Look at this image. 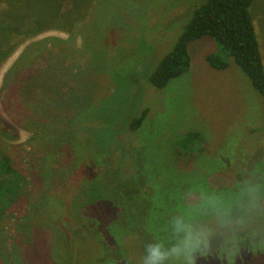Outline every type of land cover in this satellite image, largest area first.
I'll return each mask as SVG.
<instances>
[{"label":"rangeland","instance_id":"rangeland-1","mask_svg":"<svg viewBox=\"0 0 264 264\" xmlns=\"http://www.w3.org/2000/svg\"><path fill=\"white\" fill-rule=\"evenodd\" d=\"M204 1L0 0V161L17 173L0 166V264H141L201 190L227 198L264 170V99L233 59L208 62L217 42H190L189 70L165 88L147 81ZM252 17L264 64V0ZM188 132L202 152L178 150ZM211 245L197 264H264V217L217 227Z\"/></svg>","mask_w":264,"mask_h":264},{"label":"trees","instance_id":"trees-1","mask_svg":"<svg viewBox=\"0 0 264 264\" xmlns=\"http://www.w3.org/2000/svg\"><path fill=\"white\" fill-rule=\"evenodd\" d=\"M254 0H205L189 13V17L183 26L182 32L174 47L158 61L154 69L147 77V81L157 89L165 88L169 82L189 70L191 59L188 52V44L202 37H209L221 48L220 54L207 56L208 62L215 68L226 69L229 59L242 70L250 79L253 88L264 99V64L260 51L257 31L252 17ZM148 110L143 109L133 117L129 127L135 131L139 129L147 118ZM204 140L199 132H188L178 139V147L181 153L202 152ZM0 166L7 171L17 174L10 169L9 159L2 156ZM97 175L96 173H94ZM132 198L127 200L135 202L142 198L143 191L133 189ZM135 198V200H133ZM150 200V196L145 197ZM126 200V199H125ZM141 200V199H140ZM139 200V201H140ZM141 203H144L141 200ZM138 209H148V203L137 205ZM146 211L140 214L145 217ZM116 217V216H115ZM124 215H117L113 224L114 230L128 232L129 225L125 223ZM141 222H143L141 218ZM126 224V225H125ZM92 229L94 228V224ZM107 222L103 223L104 232L109 231ZM111 229V228H110ZM114 232V231H113ZM130 235V234H126ZM132 238V236H129ZM128 237V238H129ZM132 244V242L130 241ZM130 258H126L128 261ZM116 260L111 261L115 264Z\"/></svg>","mask_w":264,"mask_h":264},{"label":"clouds","instance_id":"clouds-1","mask_svg":"<svg viewBox=\"0 0 264 264\" xmlns=\"http://www.w3.org/2000/svg\"><path fill=\"white\" fill-rule=\"evenodd\" d=\"M233 207L243 215L233 218ZM209 213L216 217L215 226L202 219ZM257 217H264V170L260 168H254L231 196L201 190L198 203L170 215L163 226L164 237L145 246L141 264H197L212 252L211 238L217 227L242 229Z\"/></svg>","mask_w":264,"mask_h":264}]
</instances>
